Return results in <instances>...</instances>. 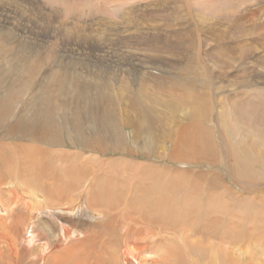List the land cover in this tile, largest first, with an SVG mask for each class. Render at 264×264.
<instances>
[{"label":"bare ground","instance_id":"6f19581e","mask_svg":"<svg viewBox=\"0 0 264 264\" xmlns=\"http://www.w3.org/2000/svg\"><path fill=\"white\" fill-rule=\"evenodd\" d=\"M132 1L135 0H104L92 12L83 14L87 16L86 19L89 18L85 27L103 26L112 35L98 31L97 34L91 36L80 33L75 37L73 36L77 42L81 41L86 49L97 51L104 62L114 57L111 53L113 45L121 44L126 47L132 42L133 50L121 48L118 51L119 54L116 53L115 56L121 65L124 64L125 67V63H127V66L130 67L128 83L123 85V92L117 94L120 99L119 105L127 112L124 117V125L136 132H143L144 129L152 130V126L157 123L156 121L165 128L172 124L170 135L168 134L166 138L169 140L170 156L181 163L183 161L182 164L186 165L184 159H187L190 154L199 155V157H201L200 155L206 156L205 154L210 155L212 145L204 143L203 139L196 138V136L206 134L205 129H198V126L202 125L203 119L199 118L196 112L203 109L201 108L203 103L208 101L205 91L210 87L213 96L212 102L215 107L221 102L220 97L225 89L229 90L228 93H243L245 101L250 103V106L245 105L244 95L232 94L233 97L226 98V102L227 100L231 101L228 103L231 111H233L229 117L231 123H228V120H224L226 123L221 120L220 115H222L223 107L220 115L217 111L218 118L224 123L223 129L226 132L233 136L236 133L233 124L236 122L242 124L245 129L252 131L254 133H251L252 135H257L256 133L259 131L256 129V125H259L262 128H260L259 133L264 136V88L257 89L255 86L258 83L257 79L262 80L264 84V65L260 63V65H254L251 68L244 67L250 65L252 63L250 59L253 61V58L248 55L246 61L243 64L240 63L241 46L237 42V39H241L247 44L249 43L247 41L252 38L251 35H255L258 33L257 31L260 30V34L264 33V23L260 24L261 26L253 25L255 32L252 31V28L243 31L240 23L246 18L248 23H253L254 21L248 15H253L255 22H257L258 15H254V7L262 4L260 2L262 0H149L146 5L142 3L146 0L134 3ZM191 4L197 5L199 10L193 9ZM10 5L11 0H0V11L8 9ZM168 11L172 12H169L171 18L166 19L167 15L166 18L164 17L166 21L161 20L163 17L160 15V18L159 14H168ZM105 12L106 15H113L119 21H115L110 16L103 17L102 14ZM138 13L144 14L142 15L143 18L136 16L140 15ZM95 15H99V17H95ZM169 29L173 30V32L172 30L169 31L171 34H167L164 38L159 35L160 31ZM224 29L228 30L229 33L224 34ZM66 32L68 33L69 30L67 29ZM6 33L5 28H0V42L7 44ZM189 36L191 37L190 42L183 44V38H189ZM231 41L233 43H229ZM148 43H153L156 46L154 55H146L147 52L143 53L142 50L136 49L141 45L147 47L149 46ZM209 44L219 48L215 55L210 54L213 58L210 65L207 64L211 52L207 49ZM181 46H183V50L180 49ZM45 47L39 46L32 49L21 47V53L33 63L30 65L32 69L29 70L28 75L35 69L37 70L34 72H37L43 64H47L52 59L50 48L45 50ZM188 49H192L191 52H188ZM193 50L196 51L194 55H192ZM259 50L261 51V49ZM2 52L4 50L0 47V53ZM227 55L228 57L222 58ZM150 56L157 58L158 61L148 60ZM259 58L262 57L259 56ZM259 61L256 62L259 63ZM54 68L57 66L54 65ZM91 70L93 69L90 68L88 71ZM121 71L124 72V70ZM171 71L173 72L172 79L166 78V75L172 76L170 75ZM202 71H206L208 74L203 72L204 75H202ZM174 72L179 73L176 75ZM243 72L254 76V79L250 76H242L245 79L243 80L244 83L241 82L243 85L239 89L245 90L247 88L246 93L243 90L235 91L236 89L232 87L233 81L230 80L232 76H229L230 73L235 75V73ZM257 74L260 76L257 77ZM40 76L43 79L37 88L42 90L41 94L52 95L47 85L43 83L44 81L46 83V74L42 73ZM183 77H185V83L182 85L191 87L190 96L187 95L190 100H183L181 97L182 100H178V98L176 101L172 99L169 102L158 99V96L153 97L154 93L150 95L151 98L148 101L147 98L145 99L148 95V86H158V84L165 86L169 81H173L175 78L180 80ZM73 80L75 82L67 85L71 91L68 94V102L61 100V103L57 100L58 98L53 96L54 99L52 101L50 99V103L49 101L46 103L43 100H38L39 102L34 104L32 96L35 91H31L30 96L22 101L18 96L5 95L2 98L0 94V116L3 117L0 120H4V118L10 120L3 130L0 129V264H234V256L237 259L240 256L242 259L239 260V263L243 264L244 259H247V257L243 258L245 257L244 252L233 247V252L228 253L227 248L220 242L221 240L217 239L219 242L215 240L218 238V233L220 238L224 239L221 236L223 226L221 220H223L222 216L227 208L222 200L224 197H221V193H223L221 188L214 187L217 184L214 180H211L213 182V187H211L210 179H206V175L203 177L189 174V176L187 173L168 172L169 169L166 170L167 173H164L165 171L160 172L156 167H149L148 163L142 166L138 165L134 171H131L124 167L127 161H100V170L92 171L96 176L93 178L95 181L89 182L87 184L88 190L84 192V189L81 188V181L85 176L81 171L77 154L79 144L82 141V125L76 116L77 114L74 113L82 111L83 105L87 103L81 101L82 105L78 107H73L71 103L80 99L79 96H85L93 87L77 83L78 78ZM179 83L182 81L177 84ZM64 84V81L59 84V92L63 90ZM97 84L98 87L95 90L101 88L104 82ZM193 84H196V89ZM83 86L84 88H82ZM255 90L263 93H255ZM23 97L25 96L23 95ZM65 97L67 100V95ZM14 98L23 104L19 107L16 105L17 107L12 110L10 104L14 103L15 105ZM94 102V109L89 111L91 113L90 123L97 130L102 128V133L108 137L110 143L119 146L122 143L120 137L122 134L115 131L116 122L109 117L110 113H116L114 102H111L109 106L105 103L108 115L105 109L98 110L100 107L103 108L102 103L106 101L100 102V98H97ZM31 105H33L32 109L34 110L33 117L36 118L22 123L19 116ZM157 107L182 111L181 114L184 113L183 117H185L181 118L182 116H180V118L184 119L187 124L181 125L182 122L177 124L173 114L164 122L163 116L166 113L163 110L158 112V120L155 121L151 112ZM50 111L52 112L51 116L57 115L61 121L67 119L66 117L71 121V123L65 121L70 126L71 147L75 150L68 158L69 161L66 160L67 156L64 151L58 154L62 155L59 157L48 156L50 153L49 143L58 146L61 144L58 124L51 123V118L55 117H49ZM203 112L206 113L205 110ZM176 114L178 115L177 112ZM259 120L260 122H257ZM2 122L0 123L2 124ZM219 130L220 139L225 143L223 152L229 150L235 157L233 170L243 180L240 183L242 193L249 194L251 196L249 197L253 198L252 195L260 192L257 189L259 187L258 181L256 184L254 183L257 179L254 178L255 173L251 165V161L255 158L254 154L257 153V145L254 146L255 149L251 148L252 152L244 148L240 151L232 150V145L230 147L227 144L229 141L226 142L225 140L224 130L223 132L222 129ZM154 131H150L147 135V139L153 142L155 140V137H152ZM6 138L7 140L9 138L12 140L26 138L31 145L39 146L37 153H20L21 147H14L12 142L5 143ZM149 140L143 144V147L153 151L154 143ZM252 143L250 144L252 145ZM111 147L114 148V146ZM183 147L189 150V155L188 153L184 155ZM187 179L191 180L190 185H186ZM208 180L209 183H207ZM201 182L208 184L205 186L206 194H210L207 195V200H204L206 194L201 192ZM208 188H210V192ZM223 188L226 189L227 187ZM226 190L229 192L228 189ZM216 191L218 195L214 193ZM235 195L232 194L230 197L234 201L237 200ZM84 196L86 205L83 203ZM241 198L238 200L239 202ZM248 200L250 201V199ZM242 202L238 204L242 206ZM245 202L247 201L245 200ZM259 204L257 206L261 208ZM236 208L234 209L236 210ZM250 208L255 210L253 207ZM231 209L233 210V208ZM209 211L218 214V217L213 219L208 214V219L203 220V213ZM238 212L235 214L240 215L241 212ZM259 212L264 217V210L258 211L255 216L259 215L260 218ZM238 214L236 215L239 216ZM252 216L250 220L253 219ZM213 223L215 224L213 225ZM211 228L213 236L210 233ZM237 228L238 224L231 231L228 226V231L231 232L230 237L227 236L228 239L235 237ZM262 229L264 230V228ZM261 230L257 231L261 232ZM238 231H241L240 228ZM225 241L227 240L225 239ZM230 241L232 240H229V244L233 243ZM260 241L262 240L260 239ZM233 245L231 244V247ZM251 248L250 251L253 252L258 247L253 244ZM255 250L254 252L258 256L264 257V249L262 251ZM227 254L232 255V257L230 256V258ZM246 254H250V252L246 251ZM262 259L264 261V258ZM250 261L253 262V259ZM262 261L259 260L254 264H262Z\"/></svg>","mask_w":264,"mask_h":264},{"label":"rangeland","instance_id":"374dc122","mask_svg":"<svg viewBox=\"0 0 264 264\" xmlns=\"http://www.w3.org/2000/svg\"><path fill=\"white\" fill-rule=\"evenodd\" d=\"M103 1L104 0H11L10 7L8 9L3 10V11H0V28L6 29V31H7L6 39L8 41L7 44L4 42H0V47H2L4 50V52L0 53V94H1L2 98H4L5 95L6 96H13V97L18 96V98L22 101L26 97L28 98L30 96L31 91H35L33 96H32L34 99V102H35V103L33 102L34 104L38 103L40 100H43L47 103L50 99L52 101L54 99V97L56 99L58 98L57 100H59L60 102H61V100L68 102L69 101V98H68L69 95L68 94L71 91L68 89L67 85H68V83L75 82L73 80L74 78H76V79L78 78L77 83H80L82 85L86 84L87 86H90V87L92 86L93 89H91V91H88V93H86L85 96H83V95L79 96L80 99H76L73 101V103H71V105H73V107L81 106L82 105L81 101H83L84 103H87L86 105L85 104L83 105L82 111H80L78 113H74L75 115L77 114L76 116L80 120V123L82 125V136H81L82 141L79 144L77 154H78L79 162L81 164V171H82L83 175L85 176V177H83V179L81 181V188L84 189V192L88 190L87 184L89 182L95 181L93 178L96 176H95V173L92 171L93 170H95V171L100 170V166H99L100 161H113V162L114 161H117V162L118 161H120V162L127 161L124 164V167L128 168L131 171H134L138 167V165L142 166V165H146L145 163H148L149 167H156L157 170L160 172L165 171L164 173H167L166 170L169 169V170H167L168 172L172 171V172L178 173V174H181V173H185V174L187 173L188 175L189 174L190 175L196 174V175H201L203 177L206 175L205 178L210 179L211 187H213L212 181L214 180L217 182V184L214 185V187H220L221 188V191L223 192V193H221V197H224V198H222V200L224 201V205L228 209L227 210L226 208H224V209H226L224 212L225 215L223 213L224 217L222 216L223 220H221V222L223 223L222 224L223 226L221 229L222 235L221 234L220 235L223 236L224 239L220 238L219 233H218V238H216L215 240H217V239L219 241L221 240L220 242L222 243V245H224L225 248H227L226 251L228 253L233 252V249L235 247L240 252H244L245 257H243V258L247 257V259H244L245 262L243 264H254L255 262H257L259 260L262 261L263 260L262 258H264V257L258 256L257 253L254 252V250H255L254 248H253L254 249L253 252H252V250L250 251V249H252L251 247H253V244H256L258 247V248H256L255 251H259V250L262 251V249H264V239H263L264 238V236H263L264 230L262 229V228H264V217L261 216L262 213H260V212H259V214L261 216L260 218L258 217L259 215L257 217L255 216L258 214V211L264 210V144H263L264 136H262L261 133H259L261 127L259 125H256V129L259 131L256 133L258 135L257 136V135H252L254 133L252 131H250L249 129H245V127H243L242 124H237L235 122L233 124V127H235L234 130L237 134L235 133L233 135L234 137L231 136L228 132H226L223 129L224 128L223 125H224V123H226L225 121L228 120L227 122L231 123V119L229 120V117H231L232 112H233V111H231L230 106H228V103L229 102L231 103V101L227 100V102H226V98L228 99L231 96L233 97L234 94L237 95L238 93L237 94H236V92L228 93L229 90L225 89L224 90L225 92H223V95H221V97H220L221 102L215 107V105L212 102V99H213L212 91H211L210 87H208V90H206L205 92H207L206 98L209 102L206 101L205 103H203L204 105H203V107H201L203 109H199L200 111L197 110V112H196L198 117L203 119L202 120L203 123L201 126H198V129H202V130L205 129L206 131H204V132H206V134L204 136H196V138L203 139L204 143H208L209 145L210 144L212 145L211 152H210L211 154L210 155L205 154L206 156L200 155L201 157H199V155H193V154L191 155L190 154V156H187L188 157L187 159H184V161H185L184 163H186V165H187L186 166L185 164H182L183 161L181 163L178 160L172 159L170 156L171 152H170L169 140H167L166 138H167L169 132H171L172 124L169 123L171 125V127L169 125V127L165 128V127L160 126L158 121H156V120H158V116H159L158 112L163 110L166 113V115L163 116L164 122H165V120H168V118H171L174 115L176 117L177 124L182 122L183 124L180 123L181 125H186L187 122L184 119H181V118L185 117V116L183 117L184 113L181 114L182 111L178 112V111H174L172 109H161V107H157V109H155L156 111L153 110L151 112V116L157 122L156 124H154L152 126V128H153L152 130L144 129L143 132H136L134 129L132 130V128H128L127 125H124V117L127 114V112L125 109L122 108L121 105H119L120 99H119V96L117 94H119V92H123L122 91V88L124 87L123 85H126L125 83H128L127 81H128V75H129L130 67L127 66V63H125L126 64L125 67H124V64L121 65V62H118L117 61L118 58H116L115 56L117 54H119L118 51L121 50V48L133 50L132 49V42H130L128 44V46H126V47L121 45V44H119L118 46L113 45L111 53H113L112 55L114 56L113 57L114 59L113 58L108 59V60H105V62H104L103 59L100 58V55L98 54L97 51H90L89 49H86L85 48L86 46H84V44L81 41L77 42V40H75V38H74L78 33L91 36V35H95V33L97 34L98 31L102 32V33L104 32L107 35H112V33H110L109 30H107V28H105V27L103 28V26L93 25L92 27H90V26L85 27L86 23H88L89 18L86 19L87 16H85L83 14L92 12L93 10H95V8H98ZM138 1H140V0L132 1V3L138 2ZM263 1L264 0L260 1L262 4H260L258 7L257 6L254 7L255 8V11H254L255 14L254 15L255 16L258 15V19H256L257 22H255V18H253V15H248V17L254 21L253 23H248L247 18L240 22L242 24L241 29L243 31H246V29L252 28L253 30L252 29L251 30L253 32H255L254 27H252V26L253 25L254 26L260 25V24L264 23V21H262L264 19V8L262 9V7H264V6H262V5H264ZM142 3H144L146 5L149 3V0L142 1ZM191 7L193 9L199 10V7L197 5L191 4ZM0 10H1V8H0ZM111 12H114V11H111ZM169 12L172 13L171 11H168V14L167 13L159 14V17H160V15L163 17V18L160 17L161 20L163 19L164 21H166V19L171 18L170 17L171 14ZM138 14H140V15H136V16H140V18H143L142 15L145 14V11H144V14H142V13H138ZM182 14H184V13H182ZM71 15L74 16V17L72 16L74 18V20L71 17ZM77 15H78V17H77ZM102 16L103 17H107V16L113 17V15H110V14L106 15V12L104 14H102ZM166 16H167V18H166ZM95 17H99V15H95ZM113 18L115 21H117V20L119 21V19H117L115 17H113ZM263 27H264V24H263ZM66 28L69 30L68 33L66 32V30H67ZM171 30L172 29H169L166 31L162 30V31H160V33L161 32L162 33L161 34L159 33V35L162 36V38H164L167 34L168 35L171 34V32H169ZM70 31H71V33H70ZM172 32H173V30H172ZM257 32L258 33H256L255 35H251L252 38L249 41H247V42H249L247 44L245 41H243L241 39H237L239 46H241V51L239 53L240 59H241L240 63L243 64L246 61V57L248 55H250V57L253 58V61H252V59H250V61L252 63L250 65L244 66V67L251 68L254 65L255 66L260 65V63H262V65H264V33L260 34V30ZM261 32H263V31H261ZM72 33H74V34H72ZM223 33L228 34L229 31L224 29ZM68 35L71 36L70 39H69L70 36H68ZM155 36H156V33H155ZM187 37L183 38V40H184L183 42L181 41L183 44H184V42H185V44H188V42H190L191 37L190 36H189V38H187ZM76 39H78V38H76ZM141 42L146 43L143 41H141ZM229 43H233V42L231 41ZM77 44H78V46H76ZM148 44L150 47L149 46L145 47V46L141 45V47H137L136 49L138 51L142 50L143 53L147 52L146 55H151V54L154 55L153 53H155V51H156V46L153 43H148ZM243 44H245L249 47H247L245 45L243 46ZM72 45H74L75 47ZM39 46H42V47L46 46L45 50L50 48L52 59H50L47 64H43L37 72H34L37 70V69H35L34 71H32V73L30 75H28L29 70L32 69L30 65L33 63H32V60L29 61L27 58H25L24 54L21 53V47H23L25 49H32V48H36ZM259 46H260V48H259ZM236 47H238V46H236ZM80 49H82V50H80ZM180 49L183 50L184 49L183 46H181ZM207 49L209 51H211L209 53V58H208L209 61L207 60V64L210 65L211 60L213 61V58H212L213 55L212 54L215 55L216 52L218 51L217 49H219V48H216L215 46H212L209 44V48L207 47ZM242 49H243V51H242ZM259 49H261V51ZM67 50H70V51L72 50V51H71V53H69L70 51H67ZM191 50L188 49V52H191ZM195 52L196 51L193 50L192 55H194ZM83 54H84V56H82ZM90 56H92L94 60ZM97 56L100 58V60ZM259 56H261L262 58L260 59ZM226 57H228V55L225 57H222V58H226ZM88 59H90V60H88ZM148 60L158 61V59L153 57V56H150V58ZM257 60H260L259 63L256 62ZM54 65L57 66V68H54ZM90 68L93 69V70H91L92 72L88 71ZM121 70H124V72L122 73ZM54 72H55V74H53ZM203 72L208 74V72L202 71L201 72L202 75H204ZM215 72H217V71H215ZM33 73H35V74H33ZM42 73H45L47 76L46 83H45V81L43 83L47 85L48 90L52 93V95L41 94L42 90L40 88H37V86L40 84L39 82L43 79L42 76H40V74H42ZM174 73H176V75H178L179 72H174ZM170 75H172V76L166 75V78L168 77L169 79H172V77H173L172 71H171ZM229 76L233 77V78L231 77L230 80H231V82L233 81L232 87L236 89L235 91L239 92V91L243 90L246 93L247 88H245V90L243 88H241V89H239V88L242 87V85H243L241 82L244 83L243 80L245 78H243L242 76H248L249 77L250 74H248L246 72L245 73L244 72L243 73H237V74L235 73V75H234V73H230ZM259 76H260V74H257V77H259ZM185 77L180 78V80L175 78L173 81H169L167 84H165V86H160L159 84H158V86H148L147 88H149L151 91L149 89H147L148 90L147 94L149 96L147 95V97H145V99L147 98L146 100L148 101L149 98H151L150 95H152L154 93V95H152L153 97L158 96L157 97L158 99H161L164 101H169V102L172 99H175V101H176L178 98H179L178 100H182L181 97H183V100L184 99L190 100L188 98V96H190L191 87H189V86L185 87L182 85L183 83H185L184 82ZM250 77H252L254 79L253 75H251ZM63 81L65 82L64 88L61 92H59V84ZM180 81H182V83L177 84ZM99 82H104V85L101 88L95 90V88L98 87L97 83H99ZM257 82L259 83V84L258 83L255 84L257 89L264 88V86H263L264 84H263L262 80L257 79ZM149 85H152V84H149ZM193 86L196 89V87H197L196 84H193ZM82 88H84V86ZM161 89H163V90H161ZM160 90H161V92H160ZM261 91H263V90H261ZM195 93H197V92H195ZM255 93L262 94L263 92L260 93L257 90ZM23 95L25 97H23ZM66 95H67V100L65 99ZM238 95H244V94L239 92ZM195 96H196V94H195ZM259 96H261V95H259ZM59 97H60V99H59ZM97 98H100V102L106 101V102L102 103L103 108L102 107L98 108L99 111L102 109H105L106 111L105 110L104 111L106 112V114H107L106 106L107 105L109 106L111 104V102H114V106H115L114 108H115L116 113L115 114L110 113L109 117L111 118V120H114L116 122L117 127L116 128L114 127L115 131L122 134V135L119 134L121 139H122V143L119 146L110 143V141L108 140V137L102 133L103 132L102 128L101 129L99 128L97 130V128H94V126L90 123V116H91L90 114L91 113L89 111L90 110L92 111L94 109L93 108L94 103H95L94 100ZM110 99H112V100H110ZM51 101H49V103ZM13 102H15V105H14V103L10 104V108L12 110L14 109V107L16 108L17 106L19 107L23 104V102H20V101L17 102V100L15 98L13 99ZM17 103H19V104H17ZM208 103H210V104H208ZM244 103H245V105L250 106V103L245 101V95H244ZM84 106H85V108H84ZM32 107H33V105L28 107L24 112H22L20 114L19 119L22 123H25L26 120H31V119L36 118V117H33L34 110L32 109ZM222 107H223V112H222ZM69 108H71V106H69ZM158 108H159V110H158ZM176 110H178V109H176ZM183 110L185 111V109H183ZM204 110L206 111V113L203 112ZM154 111H155V113H153ZM217 111H218L219 115L222 112V115H220V118L222 121L225 120L224 123H222L220 121V118H218L219 115H218ZM176 112L178 113V115L176 114ZM200 113H201V115H200ZM203 113H205V114H203ZM51 114H52V112L50 111L49 117L51 116ZM170 115H172V116H170ZM180 116H182V117L180 118ZM204 116H206V117H204ZM224 116L225 117L227 116V117L225 118ZM51 117H55V118H51V120H50L51 123H53L55 125L58 124L59 138H60L61 144L58 146V145L49 143L48 149H49L50 153H48V156L53 157V158L55 156L59 157L62 155H58V154L61 151H64L66 153V156H67L66 160L69 161L68 158L70 157V155L75 150H73V148L71 147L72 133L69 130L70 126L67 125L65 121L67 120L69 123H71V121L68 117H66L67 119H64V121H61V119H59L57 115H53ZM1 118H3V117L0 116V119ZM5 119L6 118H4V120L3 119L0 120V122L3 121L2 124L0 123V126H1L0 129L1 130H3L4 126H6L10 122L9 119H6L8 122ZM120 122H122V123H120ZM257 122H260V120ZM176 129H173V130H176ZM219 129H222L221 130L222 132L224 130V133L226 135V136H224L225 140H226V142L229 141L227 144L230 147L232 145V147H231L232 150L240 151L242 148H244V149H248L249 151H251V148L255 149V147H254L255 145H257V148L259 149V151L257 149V153H255V154L253 153L255 155V158L253 159V161H251V165H252V167L254 169V173H255L254 178L257 179L255 182L253 180V182L256 184L258 181L257 184L259 185V187L257 189H258V191H260L259 192L260 194L255 193V195H252L253 198H250L251 196L249 194H243L242 193L243 191H242L240 183H242L243 180L240 179L234 173L235 171L233 170V167L235 165V157L231 153V151H229V150L227 152H223V150H224L223 145H225V143L220 139V136H219L220 130ZM150 131L151 132L154 131L153 135H152V137L153 136L155 137L154 142L152 140L147 139V137H148L147 135L149 134ZM172 134L174 136V133H172ZM245 134H249V135H245ZM251 135L255 136V137H252ZM105 136H106V138H105ZM147 140H149L151 143H154L153 144L154 145L153 151H151L150 149L147 150L143 147V144ZM206 141H208V142H206ZM4 142L5 143L12 142L14 147H21L22 150L20 153L36 154L37 153V147H39L37 145L36 146L31 145V143L29 141H27L26 138H21V139L16 138L14 140H12L11 138H9V140H7V138H6V140H4ZM250 143H252V145ZM111 146H114V148H112ZM183 152H184V155H187V153L189 155V153H190L189 150L184 149V147H183ZM195 158H196V160H195ZM189 160H190V162H189ZM149 162H151V163L149 164ZM172 165H174V166H172ZM190 181L191 180L187 179L186 185H190ZM218 181H219V183H218ZM204 182H206V181H204ZM204 182L200 183V188H201L202 194H206L205 186L206 185L208 186L207 183H209V180L207 181L206 184ZM223 187H227L226 189H228V191L230 193L226 192L227 190L224 189ZM209 189L210 188H208V190ZM209 192H210V190H209ZM214 193H217V195H218L217 191ZM232 194L237 195V196L235 195V198L237 199V200L235 199L236 201H234V199L230 198ZM207 195H210V194L207 193L205 195L204 200H207ZM239 195H240V197H238ZM257 197H260V198H257ZM240 198H241V200L239 202L238 200ZM246 198L250 199V201ZM244 199L248 203L245 202ZM241 201H243L242 206L238 204V203H241ZM253 202H254V204H253ZM257 202L260 203L259 205L261 206V208H259V206H257V204H258ZM83 203H84V205H86L85 196L83 197ZM225 206H223V207H225ZM249 206L255 208V210L251 209ZM235 207H237L236 210L234 209ZM238 207H240L238 211L241 212V214H240L241 218H240V215L238 214L239 212L237 211ZM231 208H233L234 212ZM235 212H238L236 214H238L239 216H237L235 214ZM253 212H254V214H253ZM208 214L213 219H216L218 217V214L216 215L212 211H209L207 213H203V215H204L203 220L208 219ZM251 216L253 217L252 220H250ZM237 217L240 220L242 218H244L243 219L244 221L241 220L242 221L241 222ZM224 220H226V221H224ZM214 224L215 223H213V225ZM234 224L235 225L238 224L237 229L239 230V228H240L241 231L237 230V234L235 235V237L233 239H228L227 236L230 237V235H231V232L229 233V231H228V226L230 227L231 231H233L234 230L233 228L235 226ZM251 230H253V231H251ZM257 230H261V232L257 231ZM239 232H241V233H239ZM210 233H211V236H213L212 228L210 229ZM260 233H262V234H260ZM254 235L256 236L255 238H257L258 240H256L254 238ZM225 239L227 241H225ZM260 239L262 241H260ZM218 240L216 242H219ZM229 240H232V241H230V243L233 242V243H231L232 245L234 244L232 247H231V244H229ZM248 240H249V242H248ZM216 242H214V243H216ZM224 242L225 243L228 242L227 245H225ZM254 242H256V243H254ZM242 244L245 246H243ZM228 246H229V248H228ZM249 246H250V248H249ZM225 248H223V249H225ZM228 249L232 250V251H229ZM246 251H249L250 254H246ZM227 255L229 257L230 256L232 257V255H230V254H227ZM253 257H255V258H253ZM233 258L232 259L235 261V262H233L234 264H240L239 260L242 259L240 256H238V259L236 258V256H234ZM251 259H253V262L250 261ZM246 261H248V262H246ZM262 262H263L262 264H264V261H262Z\"/></svg>","mask_w":264,"mask_h":264}]
</instances>
